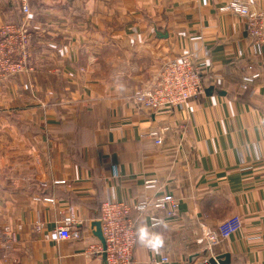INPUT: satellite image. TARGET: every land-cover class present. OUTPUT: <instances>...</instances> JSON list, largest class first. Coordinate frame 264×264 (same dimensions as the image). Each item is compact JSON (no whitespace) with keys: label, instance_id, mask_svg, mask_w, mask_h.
Listing matches in <instances>:
<instances>
[{"label":"crops","instance_id":"0c3cea01","mask_svg":"<svg viewBox=\"0 0 264 264\" xmlns=\"http://www.w3.org/2000/svg\"><path fill=\"white\" fill-rule=\"evenodd\" d=\"M29 1L26 16L0 0V24L29 28L32 67L0 81V264H105L82 253L101 243L93 223L102 203L164 193L179 200L180 215L152 227L161 210L132 211V264L202 263L212 254L201 224L234 215L240 230L213 255L264 264V43L247 36V18L220 11L229 0ZM249 2L264 11V0ZM183 53L209 94L156 113L138 105L139 89ZM71 210L81 236L58 239ZM141 227L161 237L158 249L139 242Z\"/></svg>","mask_w":264,"mask_h":264},{"label":"built area","instance_id":"2783aa9c","mask_svg":"<svg viewBox=\"0 0 264 264\" xmlns=\"http://www.w3.org/2000/svg\"><path fill=\"white\" fill-rule=\"evenodd\" d=\"M20 8L26 16L30 14L29 0H20ZM220 11L232 12L246 17L244 30L247 36L255 43H264V11L253 10L249 0H229L221 5ZM28 45L29 28L26 24H0V81L32 69L28 66ZM258 77V72L245 76L243 87L247 88ZM205 91L204 78L201 69L194 61L193 54L183 53L165 60L158 78L153 83L141 87L134 100L147 111L156 113L163 107L177 108L191 98L204 94ZM149 135L155 137L157 144L162 143L161 132L153 130L149 132ZM153 181L156 179H148V182ZM43 199L53 201V199L43 196L36 197L38 201ZM148 207L163 212V216L150 214L149 219L152 227L161 225L166 216L178 217L180 215L179 200L171 193L157 195L135 204L124 200H105L100 210V222L105 245L102 243L89 244L82 253L90 258L101 257L106 264H132L137 243V227L132 218V211L134 209L144 211ZM74 223L75 215L71 210L55 229L56 237L67 240L79 238L81 232L73 228ZM240 227L241 219L238 215L231 216L216 226L202 223L200 241L203 243L204 249L212 254L211 257L216 258L213 255L215 246L237 233ZM37 229L41 230V225H37ZM10 237L16 241L14 232H10ZM208 259L206 258L204 263ZM168 260L167 256L161 258L153 256L152 258L154 264H161Z\"/></svg>","mask_w":264,"mask_h":264},{"label":"clouds","instance_id":"9594fccd","mask_svg":"<svg viewBox=\"0 0 264 264\" xmlns=\"http://www.w3.org/2000/svg\"><path fill=\"white\" fill-rule=\"evenodd\" d=\"M138 239L141 244H144L146 247L152 248L153 250L158 249L163 243L161 237L150 234L145 227L138 229Z\"/></svg>","mask_w":264,"mask_h":264},{"label":"water","instance_id":"95a60500","mask_svg":"<svg viewBox=\"0 0 264 264\" xmlns=\"http://www.w3.org/2000/svg\"><path fill=\"white\" fill-rule=\"evenodd\" d=\"M210 89H211V87L207 88L205 92L209 94ZM93 224L95 225V231H94L95 235L98 237V239L101 241V243L103 245H105V238H104L103 233H102L101 222L95 221ZM229 256H230L229 254H224V255L218 256L216 258L210 257L206 263L202 262V263H198V264L226 263L227 260H229ZM223 258H225V259H223ZM104 263L106 264L105 261H104Z\"/></svg>","mask_w":264,"mask_h":264},{"label":"rangeland","instance_id":"374dc122","mask_svg":"<svg viewBox=\"0 0 264 264\" xmlns=\"http://www.w3.org/2000/svg\"><path fill=\"white\" fill-rule=\"evenodd\" d=\"M3 1H9V0H3ZM12 1H13V4L12 5L14 7H16V8L18 7V9L21 11V8H19V5L20 4L17 2V0H12ZM19 2H20V0H19ZM29 4H30V1H29Z\"/></svg>","mask_w":264,"mask_h":264}]
</instances>
